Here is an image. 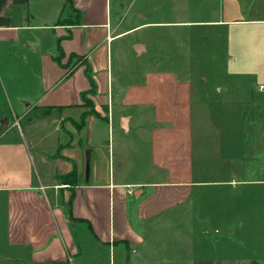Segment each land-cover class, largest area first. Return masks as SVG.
I'll return each mask as SVG.
<instances>
[{
	"label": "crops",
	"instance_id": "crops-1",
	"mask_svg": "<svg viewBox=\"0 0 264 264\" xmlns=\"http://www.w3.org/2000/svg\"><path fill=\"white\" fill-rule=\"evenodd\" d=\"M35 1L30 15L31 0H0V121L8 120L0 133V264H84L106 247L111 260L115 253L125 260L120 245L135 253L131 246L164 218L187 241L179 246L182 264H264V0H200L185 10L191 19L166 22L185 29L189 43L209 35V77L168 71L165 85L155 86L145 75L115 103L108 87L95 97L101 118L93 96L85 98L97 116L83 103L89 89L81 91V71L92 73L94 52L107 69L109 45L138 26L122 29L111 0H70L71 9L66 0ZM33 31L41 34H26ZM45 33L56 40L55 53H43ZM133 48L137 57L145 52ZM72 55L80 64L69 72L72 63L63 64ZM25 75L30 83L20 85ZM130 106L140 114H123ZM45 108L46 117H31ZM93 118L103 119L85 133ZM114 130L133 139L113 143ZM72 171L74 189L61 181ZM81 226L93 241L84 249L75 240Z\"/></svg>",
	"mask_w": 264,
	"mask_h": 264
},
{
	"label": "rangeland",
	"instance_id": "rangeland-1",
	"mask_svg": "<svg viewBox=\"0 0 264 264\" xmlns=\"http://www.w3.org/2000/svg\"><path fill=\"white\" fill-rule=\"evenodd\" d=\"M59 1V0H58ZM56 1V2H58ZM200 0H111V16L112 19H121L122 29H127L131 27H137L131 33L125 35L121 39H114L113 43L109 45V64L108 68L105 66H99V62L95 60L98 56L97 52H94L90 58L89 63L91 64L92 73L90 74L91 81L95 85V92L93 96V101L97 104L96 110L99 112V116L105 115L103 108L99 106L98 99L96 100V95L99 92V98L105 97L107 94L106 88L109 87L110 99L115 103L116 95L118 94L121 99L128 94V89H133L144 82L145 75H152V84L155 86L165 85L167 82V76L165 75L168 71L177 72L181 69H186L190 71H203L207 78L209 77L208 71L211 69V60L208 58L211 51L213 50L212 42H209L208 38H203L200 41H193L191 43L185 40V37L189 33H185V29L179 27H165L166 22H174L191 19L193 16L189 15L185 10H193ZM49 4L53 5V0ZM37 2L31 0V5L27 10V13L32 15L38 9ZM44 7V6H42ZM49 8V7H48ZM45 13L42 14L45 18ZM32 20V19H30ZM30 36L39 35V32H26ZM202 37L204 34H202ZM42 50L43 53H50L51 51L55 53V42L50 35H42ZM205 37V36H204ZM207 40V41H206ZM139 43L145 48V52L142 56L137 57V53L133 48V44ZM98 52L105 51V45L98 49ZM199 52V60L194 58L182 59L181 56H186L188 52ZM198 54V56H199ZM60 60H64L60 56ZM221 60H218L220 62ZM70 63L80 64V61L73 55L68 56L65 60L63 66H68ZM185 67L184 64H188ZM86 68L84 67V72L81 71L80 79L85 82L83 90H88L91 88V81L89 80L87 74H85ZM68 76V75H67ZM74 76L75 89L78 90L81 85L78 84L77 78ZM193 77V76H192ZM184 78V76H183ZM25 83L28 85L30 83L28 75L20 77V85ZM182 82V81H181ZM195 82H200L198 76L195 75ZM119 89H124L120 93ZM45 92V91H44ZM69 92V89H68ZM90 95V94H88ZM63 101H78V96L70 99L68 96ZM84 105L88 108L89 113L93 112L91 103L84 98ZM113 115L117 116L119 113V108L113 106ZM95 112V111H94ZM156 113V110L153 109ZM153 112L150 115H153ZM123 114L135 116L138 113L136 108L132 106L125 108ZM149 115V113H144ZM56 118H63L62 116L56 115ZM100 116V118H101ZM95 117V116H94ZM29 118L24 119L21 123L22 128L26 126V122ZM103 119V118H102ZM102 119L96 120L91 119L90 123L87 125L85 133L87 130L92 132V130L97 131L100 121ZM80 122V120H79ZM104 122V121H103ZM68 129L71 128L67 125ZM49 127H51L49 125ZM52 130L53 129H49ZM72 129H69V131ZM53 133V132H52ZM84 133V134H85ZM41 135H44V128L41 130ZM125 137L127 140L133 139V134L130 133L128 136L122 135V132H113V143L117 142L120 137ZM49 139V138H48ZM99 140L101 143L107 141V133L105 136L99 135L96 139L91 140L90 147H96V141ZM81 148L84 147L86 140L81 137ZM112 143V137L110 138ZM93 143V144H92ZM107 145V144H106ZM87 149H85V157L87 155ZM84 228L77 227L75 240L84 249V245L93 242L90 236L81 231ZM179 227L177 226L174 231L169 227H165L164 223L158 227V229H150L147 233L143 234L144 243L141 246L132 247L135 253L127 252L124 245H120L124 250L125 260H119L117 254L115 253L114 258L111 260L108 254V248L104 249L96 259H88L84 261V264H182L179 259L181 253H179V246L187 243L184 236H180L178 233ZM120 247V248H121ZM182 249V248H181ZM121 252V250L119 249ZM126 255H128L126 257ZM75 264H77L75 262Z\"/></svg>",
	"mask_w": 264,
	"mask_h": 264
},
{
	"label": "trees",
	"instance_id": "trees-1",
	"mask_svg": "<svg viewBox=\"0 0 264 264\" xmlns=\"http://www.w3.org/2000/svg\"><path fill=\"white\" fill-rule=\"evenodd\" d=\"M66 3L67 5L69 6V8L71 9V4H70V0H66ZM79 15V14H78ZM77 21H79V18H77ZM75 57V56H74ZM76 58V57H75ZM60 57L56 58L55 61L59 64L60 63ZM79 60V59H78ZM76 66V64H73L71 68H69V72L74 69V67ZM65 67V66H63ZM66 68V67H65ZM86 68V71H85V74H87L89 80L91 81V78H90V68L88 66L85 67ZM95 92V87H94V84L93 82L91 81V88L85 92V93H82V98H85L86 95L90 94H94ZM49 110L50 108H45L43 111L39 110L37 112H32L31 113V117L33 116H37L38 118H43V117H46L48 114H49ZM35 114V115H34ZM91 116H97V114L94 112H91ZM61 181L65 184H68L70 189H74L75 186L77 185V174L75 171H72L70 172L69 174L67 175H64L61 177ZM72 201V195H70V198H69V203ZM59 264H62V263H59ZM63 264H67V263H63Z\"/></svg>",
	"mask_w": 264,
	"mask_h": 264
},
{
	"label": "water",
	"instance_id": "water-1",
	"mask_svg": "<svg viewBox=\"0 0 264 264\" xmlns=\"http://www.w3.org/2000/svg\"><path fill=\"white\" fill-rule=\"evenodd\" d=\"M8 127V120L6 118H3L0 121V133L6 130ZM89 162H90V157H89V151H87V155L85 157V173L88 174L89 172Z\"/></svg>",
	"mask_w": 264,
	"mask_h": 264
},
{
	"label": "built area",
	"instance_id": "built-area-1",
	"mask_svg": "<svg viewBox=\"0 0 264 264\" xmlns=\"http://www.w3.org/2000/svg\"><path fill=\"white\" fill-rule=\"evenodd\" d=\"M260 90H263V87H262V86L260 87ZM17 123H18V122H17ZM17 123H16V124H17Z\"/></svg>",
	"mask_w": 264,
	"mask_h": 264
}]
</instances>
